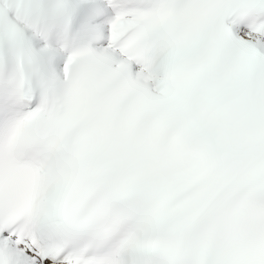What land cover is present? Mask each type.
I'll list each match as a JSON object with an SVG mask.
<instances>
[{
  "label": "snow or ice",
  "instance_id": "6c2138e0",
  "mask_svg": "<svg viewBox=\"0 0 264 264\" xmlns=\"http://www.w3.org/2000/svg\"><path fill=\"white\" fill-rule=\"evenodd\" d=\"M0 264H264V0H0Z\"/></svg>",
  "mask_w": 264,
  "mask_h": 264
}]
</instances>
